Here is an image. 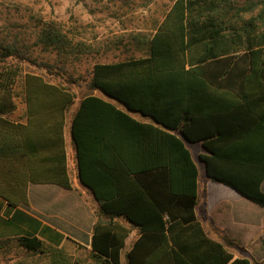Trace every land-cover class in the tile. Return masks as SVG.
I'll list each match as a JSON object with an SVG mask.
<instances>
[{"label":"trees","instance_id":"obj_1","mask_svg":"<svg viewBox=\"0 0 264 264\" xmlns=\"http://www.w3.org/2000/svg\"><path fill=\"white\" fill-rule=\"evenodd\" d=\"M62 36L48 27L40 39L58 47L64 45ZM148 39L146 56L93 67L91 87L101 96L84 94L70 125L82 182L105 213L124 215L141 228L128 264H150L149 256L157 254L158 264H251L247 258L234 259L223 243L206 234L195 210L198 165L173 131L211 152L200 158L212 180L264 206V0H175ZM13 55L10 47L0 50V173L11 178L24 148L56 146L76 100L68 88L28 72L26 121L10 119L15 103L7 95L19 74L7 60ZM103 95L155 118L158 125ZM105 146L110 150L108 183L91 185L86 174L91 151ZM126 236L117 223H97L94 258L100 264H124ZM17 240L30 251L48 247L36 235Z\"/></svg>","mask_w":264,"mask_h":264},{"label":"crops","instance_id":"obj_2","mask_svg":"<svg viewBox=\"0 0 264 264\" xmlns=\"http://www.w3.org/2000/svg\"><path fill=\"white\" fill-rule=\"evenodd\" d=\"M102 97L134 117L158 125L155 118L132 111L113 98ZM77 106L73 112H67L64 132L55 137L56 146L24 148L25 156L21 162H16L19 167L10 171L12 178L3 175L1 170L0 178L6 176L8 179L0 182V240L31 234L42 239L48 247L63 248L74 244L91 252L95 225L112 221L127 231L122 262L128 264V252L142 231L124 215L105 213L93 191L82 182L77 145L70 130ZM173 132L184 140L193 157V147L201 149L200 155L211 153L201 142H194L179 131ZM92 153L93 160L86 168L87 177L91 185H105L108 183L105 165L110 150L105 146L103 151L96 149ZM201 161V164L196 161L199 178L195 210L206 234L223 243L234 259L247 258L251 264H264V206L243 196L236 188L212 180L205 162ZM97 169L103 171L102 176L94 172ZM263 185L264 181L262 190ZM150 247L160 248L158 245ZM160 259L158 254L150 255L148 262L158 264Z\"/></svg>","mask_w":264,"mask_h":264},{"label":"rangeland","instance_id":"obj_3","mask_svg":"<svg viewBox=\"0 0 264 264\" xmlns=\"http://www.w3.org/2000/svg\"><path fill=\"white\" fill-rule=\"evenodd\" d=\"M174 1L0 0V50L5 46L12 48L14 55L7 59L8 63L19 69L7 95L15 103L8 117L16 122L26 121L23 87L28 72L41 74L49 82L71 90L76 100L69 113L84 94H100L91 87L94 65L146 56L148 38ZM48 27L63 35V46L41 41V33ZM193 152L201 164V149L193 147ZM64 263L100 264L92 251L74 244L35 252L21 246L17 239L0 241V264Z\"/></svg>","mask_w":264,"mask_h":264}]
</instances>
